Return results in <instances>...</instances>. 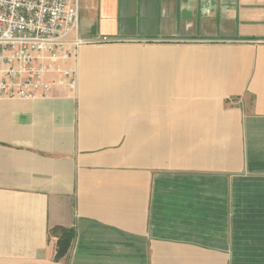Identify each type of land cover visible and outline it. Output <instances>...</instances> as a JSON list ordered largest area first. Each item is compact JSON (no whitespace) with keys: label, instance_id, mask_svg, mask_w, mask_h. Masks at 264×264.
<instances>
[{"label":"crops","instance_id":"1","mask_svg":"<svg viewBox=\"0 0 264 264\" xmlns=\"http://www.w3.org/2000/svg\"><path fill=\"white\" fill-rule=\"evenodd\" d=\"M77 38V88L0 100V264H264V0H79Z\"/></svg>","mask_w":264,"mask_h":264},{"label":"built area","instance_id":"2","mask_svg":"<svg viewBox=\"0 0 264 264\" xmlns=\"http://www.w3.org/2000/svg\"><path fill=\"white\" fill-rule=\"evenodd\" d=\"M79 0H0V100H37L79 85Z\"/></svg>","mask_w":264,"mask_h":264},{"label":"trees","instance_id":"3","mask_svg":"<svg viewBox=\"0 0 264 264\" xmlns=\"http://www.w3.org/2000/svg\"><path fill=\"white\" fill-rule=\"evenodd\" d=\"M54 232L59 233L56 259H61L68 253L70 247L73 245L76 238V230L74 228L57 227L54 228Z\"/></svg>","mask_w":264,"mask_h":264}]
</instances>
